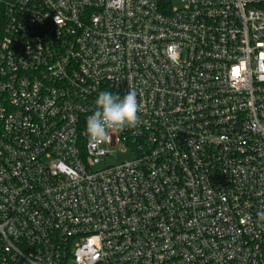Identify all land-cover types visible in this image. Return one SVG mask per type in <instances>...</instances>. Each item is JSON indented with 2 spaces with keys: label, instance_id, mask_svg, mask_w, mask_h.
Instances as JSON below:
<instances>
[{
  "label": "built area",
  "instance_id": "built-area-1",
  "mask_svg": "<svg viewBox=\"0 0 264 264\" xmlns=\"http://www.w3.org/2000/svg\"><path fill=\"white\" fill-rule=\"evenodd\" d=\"M260 213L264 0H0V264H264Z\"/></svg>",
  "mask_w": 264,
  "mask_h": 264
},
{
  "label": "clouds",
  "instance_id": "clouds-1",
  "mask_svg": "<svg viewBox=\"0 0 264 264\" xmlns=\"http://www.w3.org/2000/svg\"><path fill=\"white\" fill-rule=\"evenodd\" d=\"M137 95L135 90L128 91L123 97L109 91L100 92L95 101L96 110L86 123V134L90 142L99 146L109 140L111 133L136 127L140 111ZM258 215L264 221V213Z\"/></svg>",
  "mask_w": 264,
  "mask_h": 264
},
{
  "label": "rangeland",
  "instance_id": "rangeland-1",
  "mask_svg": "<svg viewBox=\"0 0 264 264\" xmlns=\"http://www.w3.org/2000/svg\"><path fill=\"white\" fill-rule=\"evenodd\" d=\"M178 5L179 3H175V6ZM112 150L114 151L115 156H107L105 158H102L99 163L95 164V169H100L111 164H116L121 160H129L133 158V155L130 152H123L120 146L117 148H113Z\"/></svg>",
  "mask_w": 264,
  "mask_h": 264
}]
</instances>
